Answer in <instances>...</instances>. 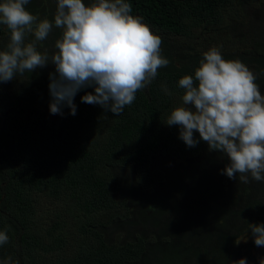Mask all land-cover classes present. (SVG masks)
Listing matches in <instances>:
<instances>
[{
    "label": "trees",
    "instance_id": "trees-1",
    "mask_svg": "<svg viewBox=\"0 0 264 264\" xmlns=\"http://www.w3.org/2000/svg\"><path fill=\"white\" fill-rule=\"evenodd\" d=\"M255 1L129 0L170 63L120 115L81 102L92 88L77 93L75 115L68 107L52 114L51 64L0 85V230L9 236L0 261L259 264L264 247L258 251L248 225L264 223V182L229 179L219 152L203 141L189 148L179 127L164 123L180 102L179 78L194 74L203 54L169 36L190 42L204 25L235 36L219 49L246 64L264 94V14L247 9ZM26 7L54 20L56 0ZM59 34L54 28L44 42L50 52Z\"/></svg>",
    "mask_w": 264,
    "mask_h": 264
},
{
    "label": "clouds",
    "instance_id": "clouds-1",
    "mask_svg": "<svg viewBox=\"0 0 264 264\" xmlns=\"http://www.w3.org/2000/svg\"><path fill=\"white\" fill-rule=\"evenodd\" d=\"M29 3L0 0V26L8 31L7 42L0 41V85L53 65L48 87L54 115H63L64 107L75 115V97L87 88L94 91L81 102L120 115L170 63L161 37L133 15L129 0H56L54 20L31 12ZM54 28L60 34L50 52L44 42ZM256 80L246 64L225 59L212 46L194 74L179 78L180 102L164 121L179 127V138L189 148L203 141L210 152H219L227 161L221 174L242 183L264 182V94ZM161 88L172 94L166 83ZM248 228L254 244L264 247V223L249 222ZM8 242L7 231L0 230V246ZM232 264L248 261L241 257Z\"/></svg>",
    "mask_w": 264,
    "mask_h": 264
},
{
    "label": "rangeland",
    "instance_id": "rangeland-1",
    "mask_svg": "<svg viewBox=\"0 0 264 264\" xmlns=\"http://www.w3.org/2000/svg\"><path fill=\"white\" fill-rule=\"evenodd\" d=\"M238 7L240 6L238 5ZM256 8H260L264 14V0H257L253 2L252 5H249V7H247L250 13ZM207 27L208 25H204L203 27L198 29L197 35L194 38H191L190 42L186 40L185 38H180L176 36H171V37L169 36V40L172 43L178 44L180 46H187L188 43H191L201 53H203L204 51L208 50L212 46H216L218 48H221L222 46H226V45L228 46L231 43L230 41L232 40H229L227 38V35L232 36L234 39H236L235 36H233L232 34L225 33L224 31L220 32V30L217 29L218 27H215V26L214 27L209 26V28ZM235 32H237V30ZM45 203H47L51 207L52 210L54 209L53 205H51L49 201H45ZM52 213H54V210L52 211ZM245 240H247V238H245ZM262 248L263 247H258V251L259 250L261 251Z\"/></svg>",
    "mask_w": 264,
    "mask_h": 264
}]
</instances>
